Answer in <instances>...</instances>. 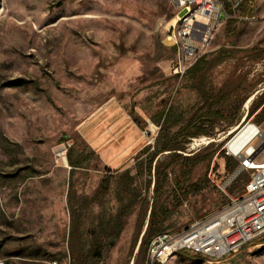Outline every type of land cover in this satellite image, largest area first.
Returning a JSON list of instances; mask_svg holds the SVG:
<instances>
[{"label":"rangeland","instance_id":"rangeland-1","mask_svg":"<svg viewBox=\"0 0 264 264\" xmlns=\"http://www.w3.org/2000/svg\"><path fill=\"white\" fill-rule=\"evenodd\" d=\"M221 1L226 11L244 8L237 34L225 33L230 16L224 18L199 57L221 47L264 48V0ZM174 14L167 0H0V260L5 264L90 262L89 231L101 209L115 211L114 182L101 204L84 211L85 246L76 253L69 242V183L76 195L90 196L104 175L126 167L134 173L136 158L147 145L142 131L156 125L152 116L169 103L187 109L198 102L190 80L171 70L175 53L166 34ZM236 77L255 83L238 120L228 127L221 122L214 137L191 139L187 153L208 145L225 152L244 121L264 133V120L255 121L262 105L250 113L264 100V58L239 52L214 67L206 80L218 88ZM60 143L67 148L66 164L57 156ZM71 147L74 157L84 153L86 160L69 181ZM205 171L206 163L199 164L191 181ZM234 172L223 184L209 185L185 201L169 231L183 230L219 210L228 200L226 187L238 180L239 194L249 173L233 177ZM135 217L136 212L129 216L101 264H135ZM198 259L200 264H264V234L219 259L179 252L165 264H198Z\"/></svg>","mask_w":264,"mask_h":264},{"label":"trees","instance_id":"trees-1","mask_svg":"<svg viewBox=\"0 0 264 264\" xmlns=\"http://www.w3.org/2000/svg\"><path fill=\"white\" fill-rule=\"evenodd\" d=\"M243 10L244 8L240 6L236 11L228 9L227 13L230 17L225 23V33L232 37L237 34L236 25L239 21L237 17L241 16ZM170 47L175 53L174 46ZM239 52L248 55L257 54L259 59L264 58L262 57L264 48L252 47L242 51L234 47H221L208 56L199 57L189 67L184 76L190 80V87L196 91L198 102L187 109H180L174 103H169L166 108L152 116V120L160 128L153 145H145L136 158L134 173L128 168L104 175L92 195L87 197L76 195L71 182L69 183L66 192L70 217L69 242L72 251L76 253L78 248L85 246L81 230V218L86 216L84 210L101 204L110 193L114 182L113 197L117 203L116 208L113 213H105L101 209L97 214L95 225L89 231L90 262L87 264L103 262L104 255L116 245L129 216L134 212H136L135 246L146 225L140 238L135 264H145L149 242L157 234L169 231L178 208L207 186L216 188L218 184H223L234 172L237 162L226 155L223 149L218 147L210 149L208 145L200 151L187 153L186 145L193 138L214 137L215 129L221 122H226L228 127L238 120L240 109L248 98L247 93L254 88L255 83L247 85L238 76L214 88L208 83L206 76L214 67L234 58ZM242 92L245 94L241 95ZM259 106H261L260 113L255 119L258 124L264 120V100L250 109L252 113ZM5 149L9 148L5 147ZM73 151L74 147L68 149V163L71 167L69 176L73 174L74 168L80 167L86 160L84 153L74 157ZM204 162L205 173L195 181H191L194 169ZM24 176L32 175L26 173ZM247 180L248 177L243 180V187ZM240 183L238 180L227 186L226 193L240 195L243 187L239 194H235ZM149 190H151L150 197L147 195ZM222 204L225 205L226 201ZM72 229L75 230V237ZM201 262L202 259H198L197 263Z\"/></svg>","mask_w":264,"mask_h":264},{"label":"built area","instance_id":"built-area-1","mask_svg":"<svg viewBox=\"0 0 264 264\" xmlns=\"http://www.w3.org/2000/svg\"><path fill=\"white\" fill-rule=\"evenodd\" d=\"M167 1L175 10L166 34V40L175 48L171 70L181 78L209 48L221 22L230 15L221 0ZM159 128L157 124H148L143 129L147 145H153ZM247 128L250 134L244 145L235 150L228 144L225 147V154L237 162L232 176L249 173L242 193L227 194L228 202L219 210L183 230L157 234L149 242L146 264H165L179 252L219 259L264 234V133L259 125L244 121L229 142ZM256 139L259 143L254 145ZM66 151L64 143L57 146V156L65 164ZM0 264L5 262L0 260Z\"/></svg>","mask_w":264,"mask_h":264},{"label":"bare ground","instance_id":"bare-ground-1","mask_svg":"<svg viewBox=\"0 0 264 264\" xmlns=\"http://www.w3.org/2000/svg\"><path fill=\"white\" fill-rule=\"evenodd\" d=\"M249 134L250 131L248 128L241 130L234 136V138L230 142H228V145H230V147H232L234 150L241 147L247 142Z\"/></svg>","mask_w":264,"mask_h":264},{"label":"crops","instance_id":"crops-1","mask_svg":"<svg viewBox=\"0 0 264 264\" xmlns=\"http://www.w3.org/2000/svg\"><path fill=\"white\" fill-rule=\"evenodd\" d=\"M233 17H235V15H233ZM237 18H238V17H237ZM132 168L134 169V166H133ZM74 169H75V168H74ZM125 169H128V168L126 167V168H124V169H122V170H117V171H123V170H125ZM70 170H71V169H70ZM69 173H70V171H69ZM70 179H71V178H70V176H69V181H70ZM97 186H98V185H97ZM96 188H97V187H96ZM96 188H95V189H96ZM93 192H94V191H93ZM78 196H79V195H78ZM79 197H87V196H81V195H80ZM66 206H67V201H66ZM85 210H87V209H85ZM85 210H84V211H85Z\"/></svg>","mask_w":264,"mask_h":264},{"label":"water","instance_id":"water-1","mask_svg":"<svg viewBox=\"0 0 264 264\" xmlns=\"http://www.w3.org/2000/svg\"><path fill=\"white\" fill-rule=\"evenodd\" d=\"M145 226H146V225H145ZM145 226H144V229H143V231L141 232L140 238L142 237V235H143V233H144ZM140 238H139V241H138V244H137V246H139V244H140Z\"/></svg>","mask_w":264,"mask_h":264}]
</instances>
